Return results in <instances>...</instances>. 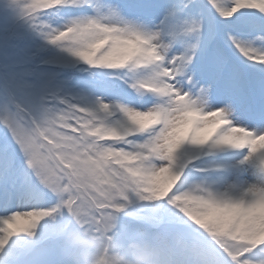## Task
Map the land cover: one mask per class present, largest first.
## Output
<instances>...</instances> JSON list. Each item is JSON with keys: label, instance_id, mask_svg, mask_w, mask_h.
<instances>
[{"label": "snow or ice", "instance_id": "snow-or-ice-1", "mask_svg": "<svg viewBox=\"0 0 264 264\" xmlns=\"http://www.w3.org/2000/svg\"><path fill=\"white\" fill-rule=\"evenodd\" d=\"M132 203L264 264V0H0V264Z\"/></svg>", "mask_w": 264, "mask_h": 264}, {"label": "clouds", "instance_id": "clouds-1", "mask_svg": "<svg viewBox=\"0 0 264 264\" xmlns=\"http://www.w3.org/2000/svg\"><path fill=\"white\" fill-rule=\"evenodd\" d=\"M65 240L78 254L80 264H158L156 253L143 241L122 245L113 237L96 238L79 228L70 231Z\"/></svg>", "mask_w": 264, "mask_h": 264}, {"label": "rangeland", "instance_id": "rangeland-1", "mask_svg": "<svg viewBox=\"0 0 264 264\" xmlns=\"http://www.w3.org/2000/svg\"><path fill=\"white\" fill-rule=\"evenodd\" d=\"M115 227H118V230L116 231V234H118L117 235V239L123 245V243L126 241V239L130 238L131 233L129 232L128 229H124V225H122V218L120 217L119 214H117L116 219L114 221V227H113L112 231L109 234H113V231H114ZM121 236H123V237H121ZM173 245H176L177 248L182 247V246H186L183 243L182 240H179L177 243H173ZM153 247H156V246H153ZM188 247L191 248L190 246H188ZM177 250L178 249H176V252H171L170 253V257H168L169 261L173 262L177 258ZM154 252L156 253L157 256H161V254L158 253L157 250L156 251L154 250ZM183 258L184 259L181 262L183 264H200V258H199L198 253H197V251H195L192 248H191V252L189 253V255L185 256ZM65 259H66L67 262L65 261ZM57 260H59V261L61 260L62 263H64V264H70V263L72 264V261L70 259L62 257V256L56 258V262H57ZM167 261L164 260V258L162 260L160 259V264H168Z\"/></svg>", "mask_w": 264, "mask_h": 264}, {"label": "trees", "instance_id": "trees-1", "mask_svg": "<svg viewBox=\"0 0 264 264\" xmlns=\"http://www.w3.org/2000/svg\"><path fill=\"white\" fill-rule=\"evenodd\" d=\"M140 206H142V204H139V203H137V207H140ZM133 213L135 214V211H133ZM141 217H143V216H141ZM150 216H147L146 218H149Z\"/></svg>", "mask_w": 264, "mask_h": 264}]
</instances>
